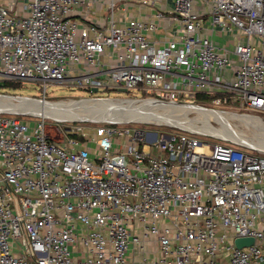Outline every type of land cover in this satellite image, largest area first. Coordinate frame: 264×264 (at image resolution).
<instances>
[{
	"label": "built area",
	"instance_id": "built-area-1",
	"mask_svg": "<svg viewBox=\"0 0 264 264\" xmlns=\"http://www.w3.org/2000/svg\"><path fill=\"white\" fill-rule=\"evenodd\" d=\"M95 1L0 0V97L32 82L44 101L62 85L264 113V0H173L152 19L109 0L104 23L86 20ZM19 113L0 108V264H264V155L115 125L58 141Z\"/></svg>",
	"mask_w": 264,
	"mask_h": 264
},
{
	"label": "rangeland",
	"instance_id": "rangeland-1",
	"mask_svg": "<svg viewBox=\"0 0 264 264\" xmlns=\"http://www.w3.org/2000/svg\"><path fill=\"white\" fill-rule=\"evenodd\" d=\"M225 39H220L219 43L223 44ZM22 84L21 87L18 88H7L5 92L10 94L21 96V97H32L36 99H42L41 92L38 89V85L36 83L28 82V83H20ZM47 96V101L49 102H34L29 100H21L17 101L23 105H30V106H47V107H56L63 102H66V106H73L79 105L80 103H84L87 106H93L90 101H83V102H74L79 101L85 98H91L88 96L83 90L69 88L62 85H55L49 88ZM1 99H5L0 97ZM95 98V97H93ZM96 98H107L112 99L114 102L112 103H119V106L114 108L111 106V101H99L97 103L106 104L107 107H111L110 110L114 112H122V110H126L128 108H132L135 105H141L144 107H159V105L154 103L153 101H139L142 98L140 97V93L137 91H132L129 93L126 92H117V93H109L104 96H99ZM139 102H133V101ZM104 102V103H103ZM97 106V105H96ZM174 111H191L192 114L189 115L187 120L179 119L181 124H177V126L172 125L171 123H167L165 121H161L162 116L154 120L145 119L143 117L131 120L129 122H109V121H87V120H75V119H83V117L79 116L77 118H55V117H40L37 115L26 114L23 115L19 113V117L22 119H30V118H45L47 122L48 131L50 134L58 141H62L66 139V136L71 134H78L82 131L86 132L88 137H93L94 129L99 126H107V125H115V126H122V127H130L133 129H140L149 132H157L160 134H172V133H180V132H190L197 134L200 138L208 139L209 141L213 142H235L239 147L248 148L256 155H264V137L257 138L259 135V131L261 128H264V113L258 111H240L235 109H225L223 113L229 115V119L224 120H217L211 118L209 111H192L193 108L190 106L185 105H174L171 107ZM159 109V108H158ZM246 117H252L253 121L250 123L246 119ZM90 119V118H89ZM187 121V122H186ZM183 123V124H182ZM189 124V125H188ZM199 127L205 130H208L211 133L197 131L191 129V127ZM228 133H226V131ZM242 135H246L249 137L248 139L243 140ZM241 139H240V138ZM237 138V139H236ZM244 143H247L244 144ZM251 145L250 146H248Z\"/></svg>",
	"mask_w": 264,
	"mask_h": 264
},
{
	"label": "bare ground",
	"instance_id": "bare-ground-1",
	"mask_svg": "<svg viewBox=\"0 0 264 264\" xmlns=\"http://www.w3.org/2000/svg\"><path fill=\"white\" fill-rule=\"evenodd\" d=\"M2 98H5V99L0 98V108L9 109V110H12V112H23V113H30L33 115H37L40 117L41 116L42 117L47 116V117H55V118H62V117L77 118V117L81 116L83 118H90L91 120L98 121L94 117H92L91 114L87 113V111L85 112V110H86L85 106H87V105L84 103H80L79 105L66 106V102H63L62 104L51 108V107H47V106H40L39 107V106L23 105V104L18 103L17 101L28 100V99L23 98V97H19L16 99H13L11 97H2ZM29 101H32V100H29ZM43 102H49V101H43ZM110 104L114 108L119 106V103H112L111 102ZM190 107L193 108L192 111H199V110L207 111V110H204L202 108L195 107V106H190ZM114 111H117V110H114ZM114 111L111 114V115H113V117H110L109 119L113 120V121L117 120L120 123L121 122L126 123V122H129L131 120H135V119H138L141 117H143L145 119L147 118L149 120H154V119L158 118L159 116H162V114L157 112V111H159L158 108L144 107L141 105H135L134 107L128 108L125 111L121 109L120 111H122V112H114ZM208 114H210L211 118H214L217 120L229 119V115L226 113H223V111L210 110ZM246 119L248 120L249 123L251 121H253L252 117H248V118L246 117ZM191 129L211 133L208 130H205V129H202L199 127L193 126V127H191ZM226 133H228V132L226 131ZM211 134H214V133H211ZM262 137H264V128L263 127L261 128V131H259V135L257 138H262ZM242 138H243V140H245V139H248L249 137H247L246 135H242ZM244 144L247 145V143H244ZM248 146L251 147V145H249V144H248ZM262 150L264 151V148H262Z\"/></svg>",
	"mask_w": 264,
	"mask_h": 264
},
{
	"label": "water",
	"instance_id": "water-1",
	"mask_svg": "<svg viewBox=\"0 0 264 264\" xmlns=\"http://www.w3.org/2000/svg\"><path fill=\"white\" fill-rule=\"evenodd\" d=\"M26 98L28 100H32L35 103L39 102L42 103L44 100H40V99H36V98H29V97H23ZM149 99H143V100H139V101H147ZM83 101H90L93 106H85V112L87 111V113L91 114L92 117H94L96 120H98L99 122H104V121H109V122H117V120L113 121L110 120V117H113V115H111L113 113V111L110 110L111 107H107L106 104H100L97 103L99 101H111L114 102L112 99H107V98H85V99H81L79 101H74V102H83ZM137 101H133V102H139ZM149 101H153L154 103H156V105H159V112L160 114H162V118L158 119L161 121H165L167 123H171L172 125L177 126V124H180L179 119L182 120H187L189 115L192 114L191 111H186V112H181V111H174V109H172L171 107H173L174 103H169V102H162V101H158V100H149ZM97 105V106H96ZM139 105V104H138ZM186 106H195V107H199L202 109H207L205 107H201V106H196V105H186ZM157 108V107H156ZM207 110H213V109H207ZM213 111H217V110H213ZM30 114V113H28ZM33 115V114H31ZM75 120H87V121H92L89 118H83V119H75ZM93 122V121H92ZM254 243V239L253 238H238L235 241V244L237 247L242 248L244 246H248Z\"/></svg>",
	"mask_w": 264,
	"mask_h": 264
},
{
	"label": "crops",
	"instance_id": "crops-1",
	"mask_svg": "<svg viewBox=\"0 0 264 264\" xmlns=\"http://www.w3.org/2000/svg\"><path fill=\"white\" fill-rule=\"evenodd\" d=\"M109 0H97L95 3L92 4V7L90 9V12L88 16L86 17V20H95V21H100L102 23L106 22L107 16L105 10H103V4H107ZM141 0H121V4L125 6V13L129 17L133 18H147V19H152L154 13L156 10L161 9V10H166L172 6L173 0H160L156 7L152 6H143L140 4ZM123 12H118L116 15V19L118 21L123 20V16H125V13L122 14ZM75 17L80 20H85L83 17L79 15L78 12H76ZM163 25H166L163 23ZM167 28L162 30V33L167 32Z\"/></svg>",
	"mask_w": 264,
	"mask_h": 264
},
{
	"label": "trees",
	"instance_id": "trees-1",
	"mask_svg": "<svg viewBox=\"0 0 264 264\" xmlns=\"http://www.w3.org/2000/svg\"><path fill=\"white\" fill-rule=\"evenodd\" d=\"M21 86H22V84H20V83H7V84L3 85L2 88H10L11 87V88L15 89V88H18ZM208 100H209V98L205 95H199L198 96V103H200V104H206Z\"/></svg>",
	"mask_w": 264,
	"mask_h": 264
}]
</instances>
